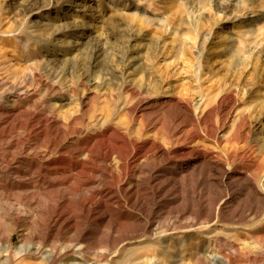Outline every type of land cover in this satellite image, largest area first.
<instances>
[{"label": "rangeland", "instance_id": "rangeland-1", "mask_svg": "<svg viewBox=\"0 0 264 264\" xmlns=\"http://www.w3.org/2000/svg\"><path fill=\"white\" fill-rule=\"evenodd\" d=\"M50 211L97 244L56 264H264V0H0V264H43Z\"/></svg>", "mask_w": 264, "mask_h": 264}, {"label": "bare ground", "instance_id": "bare-ground-1", "mask_svg": "<svg viewBox=\"0 0 264 264\" xmlns=\"http://www.w3.org/2000/svg\"><path fill=\"white\" fill-rule=\"evenodd\" d=\"M209 41V39H207ZM149 77V76H148ZM7 79V78H6ZM9 79V78H8ZM11 85L13 86L11 88V92L12 93H16L18 94L17 97L19 98L20 102L22 103L23 101V96H26L25 97V100L24 102H26V98H28V91L27 89L23 88L22 85H18L16 84V82L14 81L13 83H11ZM8 88V87H7ZM8 93V92H6ZM13 95V94H12ZM3 97V95H2ZM1 97V98H2ZM8 99V98H7ZM36 102V101H35ZM39 105V102L36 103ZM11 107V106H10ZM13 108V107H12ZM31 108V107H30ZM35 108V107H34ZM28 109V108H27ZM4 112H6V110H4ZM42 112H44V115L46 116L45 120H43V123H42V126H41V135L45 136V137H48L50 134V138L46 141V145H45V149L46 151H54V150H58L61 148V145L64 141V132H63V129H60V128H56L55 131H52L51 132V129H52V126H54L53 124H49L50 122H54L50 117L49 115H47V111L43 110L42 109ZM7 113H11L10 111L7 110ZM262 121V120H261ZM258 125V124H257ZM26 128V127H25ZM34 129V128H33ZM32 131V130H31ZM40 132V131H39ZM52 136V137H51ZM66 137V136H65ZM228 137V136H227ZM11 148L15 147L14 144H11L10 145ZM83 148V147H82ZM158 151L162 150L161 148H159L158 146ZM77 152L79 153L80 156H84V158H87V159H94L95 161H97L99 158L103 157V159H105L107 157V155H102V154H98L94 151L93 148H90V146H87L86 148H83V149H77ZM72 153H75L72 152ZM44 155V154H43ZM211 156V155H210ZM210 156H207V155H203L201 156L202 159H203V162L205 164V166H208L210 168H213L212 163H213V159L212 157ZM93 160V161H94ZM94 161V162H95ZM202 162V160H201ZM42 163V162H41ZM44 166V165H43ZM16 168V167H15ZM45 172L51 174L49 172L48 169L45 170ZM23 174L25 173H22L20 171H18L17 175H18V178H20L21 180H23L25 182V184H27L28 188L30 186H32V184H38L41 183V187H44L46 189V191L48 189H53L55 187L58 186V184L54 181L51 180L49 174H46L45 175L43 174L42 175H29V179L31 182V184L29 185V183H27V181H25V178L26 176H24ZM33 174V173H32ZM16 175V174H15ZM228 175V174H227ZM37 177H40V178H37ZM18 180V179H17ZM251 179H249L248 177H245L244 178V183H243V191L245 193H248L251 197L253 198H256L260 195V193L255 189V187L253 186V184L251 183L250 181ZM25 184H23L22 182L20 183V188H25ZM242 186V185H241ZM33 189L36 188L34 186H32ZM40 189V187H37ZM164 189H166V187H161L159 189H157L158 192H161L163 191ZM28 190V189H27ZM43 190V189H42ZM41 190V191H42ZM71 190V189H70ZM78 190V189H77ZM165 191V190H164ZM163 191V192H164ZM45 192V191H44ZM69 192V190H68ZM77 192V191H76ZM80 192V191H79ZM30 193V192H29ZM70 193V192H69ZM28 194V193H27ZM123 194L124 196L127 198V202L130 203L133 201V197L131 196V192L129 191H123ZM66 195V194H65ZM65 195H62L59 200L55 203L56 205H49L48 207H60V206H63V205H66V203L69 201L68 200V197H66ZM71 195V194H69ZM78 195V194H76ZM75 195V196H76ZM99 195H102V193H99ZM96 196V195H95ZM94 196V197H95ZM78 197V196H77ZM80 197V195H79ZM100 197V196H99ZM89 201V200H88ZM39 203V201L37 202ZM200 203L203 205V198L200 197ZM48 204V203H47ZM94 204H97V203H93V202H90V203H87V202H84L82 204V207L84 209V211L86 212H90L92 211V206H94ZM138 204V202L136 203ZM91 207V209H90ZM246 209V208H245ZM251 211H254V207L253 205H251V208H250ZM47 212V211H46ZM51 212V211H50ZM49 213V212H48ZM42 214V213H41ZM42 217V216H41ZM43 218V217H42ZM62 221V214H58L56 212H51L48 216H46V223L47 224V228H48V233L45 237H48L49 239H52V245L51 247L49 248L48 252H46L45 254V259L44 261L42 262L43 264H56L57 262L61 261V260H70L71 259H80L82 258V253L84 251H86L87 249H94L95 246H97V244H86V241H87V237H88V234L86 232L85 229H80V230H73V234L72 232L71 233H68L67 235L70 237L68 239H65V236H63L62 233H59V234H51L49 232H51V229L53 228H57V226H60L61 225V228L63 229H70V224L69 222H65V223H62L60 224V222ZM60 224V225H59ZM116 229V227H111V230L114 231ZM40 230V229H39ZM39 232V231H38ZM128 233V231H127ZM126 233V234H127ZM118 235V234H117ZM67 236V237H68ZM56 240H66L69 242L68 245H66L64 247V252L63 253H59L57 251V247L55 245V241ZM43 243H42V238L39 240V242L34 245V244H29L27 245L26 247V250L25 252L27 254H30V255H33V256H36L38 255L39 253L42 252L43 250ZM72 253V254H71ZM82 261V260H81ZM83 262V261H82Z\"/></svg>", "mask_w": 264, "mask_h": 264}]
</instances>
